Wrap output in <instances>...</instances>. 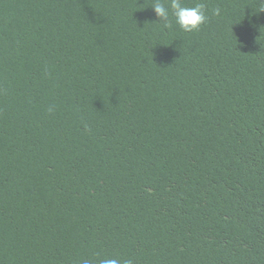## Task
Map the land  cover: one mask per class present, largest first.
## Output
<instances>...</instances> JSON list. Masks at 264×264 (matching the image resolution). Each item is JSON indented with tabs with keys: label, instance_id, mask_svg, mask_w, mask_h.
<instances>
[{
	"label": "trees",
	"instance_id": "16d2710c",
	"mask_svg": "<svg viewBox=\"0 0 264 264\" xmlns=\"http://www.w3.org/2000/svg\"><path fill=\"white\" fill-rule=\"evenodd\" d=\"M194 2L0 0V264H264V0Z\"/></svg>",
	"mask_w": 264,
	"mask_h": 264
},
{
	"label": "clouds",
	"instance_id": "9594fccd",
	"mask_svg": "<svg viewBox=\"0 0 264 264\" xmlns=\"http://www.w3.org/2000/svg\"><path fill=\"white\" fill-rule=\"evenodd\" d=\"M150 8L154 11L156 20L166 28L178 27L183 32H194L207 24L209 20L207 4L203 2L186 3V0H153ZM214 15H220V9L214 10ZM83 264H93L84 260ZM99 264H131L118 258H104Z\"/></svg>",
	"mask_w": 264,
	"mask_h": 264
}]
</instances>
